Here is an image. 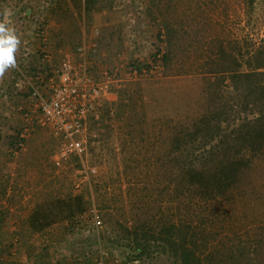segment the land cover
<instances>
[{
    "label": "rangeland",
    "instance_id": "obj_1",
    "mask_svg": "<svg viewBox=\"0 0 264 264\" xmlns=\"http://www.w3.org/2000/svg\"><path fill=\"white\" fill-rule=\"evenodd\" d=\"M151 1L97 0L87 10L85 0H0V20H7L21 37L17 67L0 79V264H42L50 259L42 255L53 249L59 254L66 250L88 253L83 264H99L101 259L103 264L168 262L138 260L130 247L109 242L104 236L120 230L119 223L124 220L131 225L137 206L156 209L157 192L147 188H155L161 179L155 175L158 168L149 166L151 152L162 145V135L172 133V126L204 107L198 95L204 74L201 65L214 39H239L245 34L254 40L264 38V0H253L250 18L246 0H159L158 7ZM151 13H156V19ZM163 18L170 19L177 29L175 40L183 43L182 47L175 42L180 58L173 60L169 69L159 59L165 49L161 41L166 37ZM37 26L46 29L47 47L54 53L48 68L60 60L57 48L70 49L83 40L97 42V60L106 66L137 58L149 60L156 47L161 49L156 68L125 81L99 118L90 120L85 152L69 155L60 165L54 162L59 136L39 121L28 89L17 84L23 77L19 68L29 76V64L41 65L43 43L35 36ZM22 54L27 58L22 61L25 66L20 64ZM138 87L133 112V105L125 98L127 111L117 113L121 94ZM108 106L112 107L110 116L105 115ZM10 140H16L19 148L12 149ZM252 183L258 191L257 202L254 206L252 202L244 215L224 220L229 236H245L247 230L253 234L254 224L247 223L255 212L264 224V196L260 192L264 189V160L257 166ZM69 193L82 195L83 210L77 211L78 215L93 209L100 215L99 240L95 231L82 234L61 218L41 231L29 226L28 219L39 203L54 204ZM145 193L150 194L142 196ZM160 200L166 206L167 199ZM84 218L83 224H88Z\"/></svg>",
    "mask_w": 264,
    "mask_h": 264
},
{
    "label": "trees",
    "instance_id": "obj_2",
    "mask_svg": "<svg viewBox=\"0 0 264 264\" xmlns=\"http://www.w3.org/2000/svg\"><path fill=\"white\" fill-rule=\"evenodd\" d=\"M96 1L85 0V8L90 10ZM158 3L159 0L151 1L156 7ZM246 5L250 18L253 0H246ZM151 14L156 19V13ZM163 25L166 37L161 41L165 49L159 59L169 69L172 61L180 58L177 47H183V43L178 37L175 40L177 29L169 18H163ZM182 47L180 50L185 52ZM160 51L156 47L149 60L129 62L149 70L158 62ZM26 59L24 54L19 58L21 62ZM31 59L28 58V63ZM201 67L204 74L198 95L204 100V107L188 115L185 122L172 126L171 134L162 135V145L149 157V166L158 168L155 175L161 181L147 191L157 192L159 204L156 203V209L137 206L131 225L124 220L119 223L120 230L106 233L104 238L130 247L138 260L155 258L157 263L169 264H264V224L261 218H256V212L247 223L254 224L253 234L247 230L245 236H229L224 224L228 217L244 215L252 202L253 206L257 202L258 191L252 181L257 166L264 160V38L254 40L245 34L239 39H214ZM47 68L48 62L42 58L38 68L29 64L26 72L38 75ZM137 85L140 87L141 83L137 81ZM139 87L132 90L135 93L121 94L117 113L127 111L125 98L129 105H136L134 97ZM111 108H106L105 115L110 116ZM132 116L133 113L129 114ZM150 142L154 148V142ZM10 147L18 149V142L10 140ZM260 192L264 196V189ZM66 196L54 204L39 203L28 219L32 230H44L61 218L69 220L71 229L89 233L90 222L83 224L76 213L83 210L82 195ZM160 198L167 199L166 206H162ZM70 239L74 241L73 237ZM47 255L50 258L44 260L47 264H62V260L63 264H83L85 255L89 257L88 253L73 254L69 250L62 258H55L50 252L42 256Z\"/></svg>",
    "mask_w": 264,
    "mask_h": 264
},
{
    "label": "built area",
    "instance_id": "obj_3",
    "mask_svg": "<svg viewBox=\"0 0 264 264\" xmlns=\"http://www.w3.org/2000/svg\"><path fill=\"white\" fill-rule=\"evenodd\" d=\"M35 36L43 43L42 58L50 62L54 53L47 47L46 29L37 26ZM56 51L60 54L59 62L45 72L27 76L25 70L19 68L23 77L17 84L30 92L32 108L39 113V121L59 136L54 162L60 165L69 155L81 156L85 152L90 120L99 118L105 104L116 98L125 81L136 79L157 65L149 70L129 61L106 66L97 60L94 40H83L70 49L59 47ZM80 217L90 222L88 229L95 231L99 240L102 220L98 212L93 209ZM103 263L101 259L99 264Z\"/></svg>",
    "mask_w": 264,
    "mask_h": 264
},
{
    "label": "clouds",
    "instance_id": "obj_4",
    "mask_svg": "<svg viewBox=\"0 0 264 264\" xmlns=\"http://www.w3.org/2000/svg\"><path fill=\"white\" fill-rule=\"evenodd\" d=\"M3 15L7 17V9ZM20 45L16 30L8 25L7 20L0 21V79L4 78L9 69L17 67L16 53Z\"/></svg>",
    "mask_w": 264,
    "mask_h": 264
},
{
    "label": "crops",
    "instance_id": "obj_5",
    "mask_svg": "<svg viewBox=\"0 0 264 264\" xmlns=\"http://www.w3.org/2000/svg\"><path fill=\"white\" fill-rule=\"evenodd\" d=\"M51 251H53V252L55 251L53 254H55L57 257H60V258H62L61 256L63 255V253H62V254H59V252H57V251H56V250H54V249H53V250H51ZM51 251H50V253H51V255H52V252H51ZM43 263H44V264H47V263H46V261H45V262H43ZM43 263H42V264H43ZM49 264H50V263H49ZM62 264H63V260H62Z\"/></svg>",
    "mask_w": 264,
    "mask_h": 264
}]
</instances>
